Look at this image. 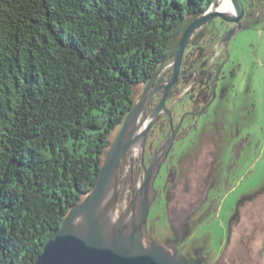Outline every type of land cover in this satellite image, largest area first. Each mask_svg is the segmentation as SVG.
I'll list each match as a JSON object with an SVG mask.
<instances>
[{"label": "trees", "instance_id": "16d2710c", "mask_svg": "<svg viewBox=\"0 0 264 264\" xmlns=\"http://www.w3.org/2000/svg\"><path fill=\"white\" fill-rule=\"evenodd\" d=\"M213 2L216 6L214 0H0V264H34L71 207L94 188L106 152L135 104V87L145 85L185 27ZM242 2L247 20L264 19V0ZM217 21L190 38L180 65L184 80L177 91V83L170 88L166 103L205 71L209 75L201 84L212 81L218 67L212 56L227 32L216 34ZM171 62L169 54L165 65ZM171 74L168 65L151 90ZM196 83L185 96L196 93ZM161 94L163 89L152 96L142 118ZM163 115L165 126L158 129ZM169 123L162 114L144 144L158 133V145L168 138ZM128 156L129 150L117 165L116 198L134 193L138 209L143 165ZM155 181L148 183L150 210L161 196ZM148 221L149 213L142 235L150 245ZM243 242L240 237L239 252ZM256 254L264 257V237Z\"/></svg>", "mask_w": 264, "mask_h": 264}, {"label": "rangeland", "instance_id": "374dc122", "mask_svg": "<svg viewBox=\"0 0 264 264\" xmlns=\"http://www.w3.org/2000/svg\"><path fill=\"white\" fill-rule=\"evenodd\" d=\"M215 29L216 34L223 31L219 24ZM226 47L223 70L228 76L222 82V93L189 120L185 138L171 152V166L186 152L182 169L187 171L202 139L208 138L209 146L219 149L216 158L211 155L213 177H204L205 167L195 163L190 172L200 170L201 176L193 177L202 180L192 184L202 192L182 193L179 188L187 177L178 176L174 190L167 194L164 190L150 210L148 226L152 240L161 243L169 256L178 250L201 264H211L217 258L225 264H264V257L259 259L256 254L264 237V19L237 30ZM215 48L216 53L222 52L223 42L217 41ZM142 91L138 84L134 94L138 97ZM156 139L158 144L160 137ZM142 145L140 151L129 149L130 158H140ZM230 145H236L234 151ZM165 167H161L156 186L164 179ZM117 202L130 206V197ZM240 237L244 242L239 252ZM144 247L151 251L145 241Z\"/></svg>", "mask_w": 264, "mask_h": 264}, {"label": "water", "instance_id": "95a60500", "mask_svg": "<svg viewBox=\"0 0 264 264\" xmlns=\"http://www.w3.org/2000/svg\"><path fill=\"white\" fill-rule=\"evenodd\" d=\"M218 1V0H214ZM235 8L232 12L220 9L219 5L215 6L214 2L202 14L190 22L177 42L176 46L167 52V56L172 55V62L168 65L172 66L171 76L157 88L151 90V86L160 76L161 72L168 66L165 65L164 58L150 79L143 86L142 93L137 97L134 106L130 109L121 128L114 137L110 149L107 150L103 163L100 166L98 179L94 188L88 193L84 199L75 206L71 207L66 217L61 221L59 230L56 235L44 244L34 264H201L200 262L189 260L178 252L173 256H169L164 246L151 239V251L144 247V241L139 246L138 238L142 235V226L147 224L148 213L150 210V202L148 201V183L154 176L152 175L151 162L149 166L143 167L140 180L137 182V194L139 199V207L135 209L134 200L135 194L130 195V207L134 210L133 214L138 215L137 222L132 227V233L129 238L124 241L118 239L109 240L103 237L99 220L96 216V208L101 193H103L107 184L114 178L116 185V194L118 193L119 184L117 182V165L124 159L126 151L131 149L132 143L138 139L143 143L148 135L151 126L157 122L162 112L169 114V107L166 105L167 94L170 88L180 78V65L182 63L183 54L186 47L196 31L201 29L203 25L213 19H221L226 22L236 23L234 27L227 31L222 38L227 41L235 34V32L244 27L241 23V18L244 15V4L242 0H230ZM220 67L218 68L219 72ZM217 75L215 77V80ZM213 96H215L214 86ZM159 89H163V94L155 108H152L149 114H152V119L145 123V117L142 118L144 108H146L149 100L154 94H157ZM207 103L201 110L194 112L199 115L206 109ZM142 126V127H141ZM140 128L138 133L134 135L137 128ZM178 126L172 131L168 146L172 144L175 138ZM165 143L161 146L164 147ZM143 165V159L141 158ZM115 194V197H116ZM84 213L85 229L79 230L82 234H77L76 229L71 228L72 222L77 216Z\"/></svg>", "mask_w": 264, "mask_h": 264}, {"label": "flooded vegetation", "instance_id": "af4514ba", "mask_svg": "<svg viewBox=\"0 0 264 264\" xmlns=\"http://www.w3.org/2000/svg\"><path fill=\"white\" fill-rule=\"evenodd\" d=\"M219 19V18H218ZM221 20V19H220ZM259 19H253V20H247L245 17V10H244V15L241 18V23L242 25H244V27L249 26L250 24H252L253 22H257ZM217 23L223 27V31H228L230 30L232 27H234L236 25V23H230V22H226V21H217ZM217 23H215V26L218 25ZM227 33V32H226ZM221 42H223V50L220 53H214L212 56V61L211 64L213 65H217L218 67L216 68L214 77L212 78V81H210L209 84H201L204 81H206V76L209 75V70L208 72H204L200 77H194L193 80H191L190 85H188L185 89L178 91L177 94H175L173 96V98H171L170 101H168V103H166V105L169 107V114L167 112H162L160 114V116L164 113H166L169 117V125H167V129L170 130V135L172 133V131L174 130V128L176 126H178V129L176 131L175 134V138L174 141L172 142V144L170 146H168V141L169 138H165L159 145L157 143H155L157 141V137H162L161 133L157 134V137L154 138V140L152 139L151 141H148L145 143V141L142 143L143 147H142V151H141V156H140V160L141 158L144 160V158L150 157V160L148 162L147 165L142 166V171H143V167L149 166V164L151 162H154V166H152V175L154 176L151 179L157 180V178L160 175V170L162 166H166L165 167V172L163 175V181L160 185L155 184V188L159 191V193L162 195L163 191H166V194L168 191H172L174 190V187L176 186V182H177V177L178 176H182L183 174L187 177L185 182L182 184L180 191L184 194H196L198 192H202V189L200 186H195L194 184H192L193 182H200L202 179L200 178V181H198L197 179H195V177H200L202 173H200V170H194L193 172H190L191 167H195L194 164L196 163V165L199 167L201 165H203V167H205V176H208L210 178L213 177V173L210 170L211 167V155H214L216 158V153L217 151H219V149H215L212 148L211 146H209V142L207 141L208 138H204L202 139V142L199 146V152L197 153V157L193 160V166L188 167L187 171H184L182 168L185 165L184 164V157H185V151L181 154L182 155V159L181 157L177 158L176 160V164H172L171 163L173 161V153L172 149L174 148V145L177 144L178 142H180L181 140H183V138H185V135L187 133V130L191 124V122L189 120L194 119V112L201 110V108L208 103V101L212 98H216L217 96L220 95V93H222V82L225 80V78L228 76V73H226L223 70V67L225 65V63L227 62V41H223L221 39ZM219 72H218V68ZM212 68V67H211ZM213 69V68H212ZM206 76H203V75ZM217 75V78L215 80V77ZM203 76V77H202ZM229 76L233 77V72L231 71L229 73ZM184 80V76L180 75V78L176 81V86H175V90L177 91L178 88H180L181 85V81ZM200 83H199V82ZM197 82V83H196ZM192 83H196L195 84V88L194 91H196V93L194 95H192L191 97L189 95H186V92L189 91L190 86L192 85ZM174 84V85H175ZM161 85V84H160ZM159 85V86H160ZM173 85V86H174ZM214 86V91H215V96H213V87ZM158 87V86H157ZM156 87V88H157ZM160 90V89H159ZM211 91V94H210ZM159 92V91H158ZM157 92V93H158ZM198 92L201 93V95L198 97ZM202 105V107L199 110H193L195 108L196 105ZM203 112V111H202ZM201 112V113H202ZM200 113V114H201ZM159 116V119H160ZM151 115L149 114L144 122L142 123V126L149 121ZM165 115H163V120L164 122L162 124L157 125V128L159 129L160 127H164L165 125ZM158 119V120H159ZM157 120V121H158ZM141 126V127H142ZM140 128H138L139 131ZM150 130V129H149ZM139 142V143H138ZM164 145V147L161 149V146ZM193 145L196 143V140L192 141ZM132 148H134L136 151H140L141 149V141L135 142L132 145ZM236 148V145H230V150L234 151ZM130 158V153L128 156V159ZM124 160V159H123ZM144 162V161H143ZM196 166V167H197ZM172 175V179L169 180L170 176ZM195 176V177H193ZM189 183L188 185L186 183ZM119 204V203H118ZM126 206L127 204L123 203V204H119V206ZM184 208H186L184 206ZM188 213V212H187ZM189 259V258H187ZM218 259V258H217ZM217 259L212 262L211 264H225V262L221 259L220 261H217ZM190 260V259H189ZM217 261V262H216ZM207 264V263H206Z\"/></svg>", "mask_w": 264, "mask_h": 264}, {"label": "bare ground", "instance_id": "6f19581e", "mask_svg": "<svg viewBox=\"0 0 264 264\" xmlns=\"http://www.w3.org/2000/svg\"><path fill=\"white\" fill-rule=\"evenodd\" d=\"M220 9H224L232 12L235 8L232 6L230 0H218ZM149 121L152 119V114ZM148 121V122H149ZM147 123V122H146ZM139 128V127H138ZM136 129L134 135L138 133ZM136 139L132 145L137 142ZM140 141V140H138ZM139 143V142H138ZM132 147V146H131ZM116 185L114 178L110 180L101 193L96 208V216L99 220L103 238L106 240L118 239L121 242L130 237L132 233V227L138 220V215L133 214L132 208L128 205L119 206L116 197ZM85 218L84 213H81L75 218L71 224L72 229L84 230L85 229ZM143 242L141 237L138 238V245L140 246Z\"/></svg>", "mask_w": 264, "mask_h": 264}]
</instances>
